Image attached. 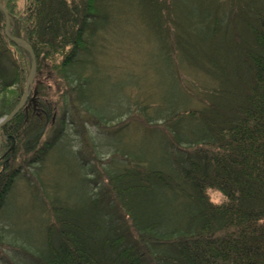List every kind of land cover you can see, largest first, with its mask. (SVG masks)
<instances>
[{"label":"trees","instance_id":"obj_1","mask_svg":"<svg viewBox=\"0 0 264 264\" xmlns=\"http://www.w3.org/2000/svg\"><path fill=\"white\" fill-rule=\"evenodd\" d=\"M16 1L0 0L17 26L10 36L34 53L35 77L50 67L62 88L46 105L34 77L36 113L20 110L1 127L0 211L57 144L70 150L72 132L87 186L76 204L51 205L43 245L18 247L27 264H264V0H23L14 17ZM125 35L155 45L174 89L93 107V71L116 66L113 46L131 47ZM30 67L0 10V119L24 95ZM132 127L155 154L124 146Z\"/></svg>","mask_w":264,"mask_h":264},{"label":"rangeland","instance_id":"obj_2","mask_svg":"<svg viewBox=\"0 0 264 264\" xmlns=\"http://www.w3.org/2000/svg\"><path fill=\"white\" fill-rule=\"evenodd\" d=\"M24 7L25 1L17 0L14 17L21 16ZM10 27L17 26H12L9 20V29ZM124 38L127 39L131 47L128 45L113 46L112 60L110 61L112 64L115 62L116 66L98 65L93 71L94 79L90 89L91 101H94L93 107L111 108L118 101H122L124 97L136 96L147 91L154 101H158L174 89L173 79L170 76L171 67L165 66L160 61L155 45L147 42L142 35H125ZM104 56L109 57L110 55L106 52ZM29 71H27V77ZM35 80L40 81L39 85H43L45 88L43 96L38 97L40 101L42 100L46 105L54 106L55 101L61 100L59 90L62 87H59L60 82L50 67L41 66ZM27 104L28 101L22 106V111H24L23 107L28 106ZM141 130L139 127L130 128L124 136V146L131 145L136 150L140 149L155 154L157 152L155 141ZM68 135L63 142L70 143L68 144L70 150H73L74 153L83 150L82 148L76 150L80 148V143L77 142L79 138L75 133L72 132ZM66 147L64 144H57L47 161L37 171L32 170L34 174L36 173L37 178L36 181L30 180L31 186L27 182L25 183L21 177L22 180L16 182L4 208L0 211V255L5 256L8 261L10 260L11 264H18V262L27 264L29 262L27 259L30 256L24 255L18 248L23 246L24 248H22L26 250L25 253L32 252L30 247H25L23 241L34 246L43 245L45 221H48V224L51 223L52 214L49 215L48 210L52 204L60 202L71 206L79 202L87 193V186L83 183L82 169ZM75 155L77 160L81 159L80 156ZM89 168L95 175L96 169L102 170V167L98 164L95 166L94 163L89 164ZM209 194L210 200L214 203H219L222 200V196L217 192ZM156 198L158 199V195ZM160 199L166 206V196L162 195ZM170 201L173 203V198ZM7 232L10 233L9 236H7ZM23 260L25 261L23 262ZM0 263L7 264L5 260Z\"/></svg>","mask_w":264,"mask_h":264},{"label":"water","instance_id":"obj_3","mask_svg":"<svg viewBox=\"0 0 264 264\" xmlns=\"http://www.w3.org/2000/svg\"><path fill=\"white\" fill-rule=\"evenodd\" d=\"M0 10L3 12L4 16H5V35L7 36V38L12 41L13 43H15L16 45H18L19 47L25 49L31 58V67H30V71H29V75L27 77L26 80V84H25V93L22 96V98L20 99L17 107L11 111L7 116H4L0 119V128L3 127L5 124H7L21 109L22 106L24 105V102L27 100L28 98V89L29 87L32 85L33 79L35 77V72H36V61H35V56L34 53L32 52V50L30 49V47L27 45V43L19 38H13L10 36L9 34V15L8 12L6 11V9L0 4ZM36 88L34 89L33 92V96L31 98V101H35L36 100Z\"/></svg>","mask_w":264,"mask_h":264},{"label":"bare ground","instance_id":"obj_4","mask_svg":"<svg viewBox=\"0 0 264 264\" xmlns=\"http://www.w3.org/2000/svg\"><path fill=\"white\" fill-rule=\"evenodd\" d=\"M177 95H178V94H177ZM25 102H26V101H25ZM25 102H24V103H25ZM206 191H207V190H206ZM206 191H205V192H206ZM206 194H207V195H208V197H209V195H210V194H209V193H207V192H206ZM209 200H210V198H209ZM210 201H211V200H210ZM168 202H170V200H167V203H166V207H167V208H168V206H167V205H169V204H168ZM211 202H212V203H214L213 201H211ZM31 245H33V244H31ZM35 247H36V246H35ZM38 247H39V246H38ZM36 250H37V247H36Z\"/></svg>","mask_w":264,"mask_h":264},{"label":"flooded vegetation","instance_id":"obj_5","mask_svg":"<svg viewBox=\"0 0 264 264\" xmlns=\"http://www.w3.org/2000/svg\"><path fill=\"white\" fill-rule=\"evenodd\" d=\"M29 108L35 110V104L32 103V102H30V104H28V109H29ZM28 109H27V110H28Z\"/></svg>","mask_w":264,"mask_h":264}]
</instances>
